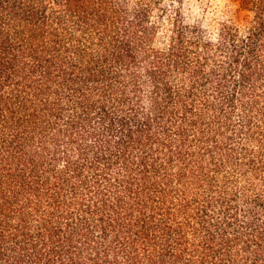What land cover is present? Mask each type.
<instances>
[{"label":"trees","instance_id":"obj_1","mask_svg":"<svg viewBox=\"0 0 264 264\" xmlns=\"http://www.w3.org/2000/svg\"><path fill=\"white\" fill-rule=\"evenodd\" d=\"M0 0V264H264V0Z\"/></svg>","mask_w":264,"mask_h":264},{"label":"rangeland","instance_id":"obj_2","mask_svg":"<svg viewBox=\"0 0 264 264\" xmlns=\"http://www.w3.org/2000/svg\"><path fill=\"white\" fill-rule=\"evenodd\" d=\"M236 0H182L183 13L189 19H203L214 26L217 20L236 15Z\"/></svg>","mask_w":264,"mask_h":264}]
</instances>
